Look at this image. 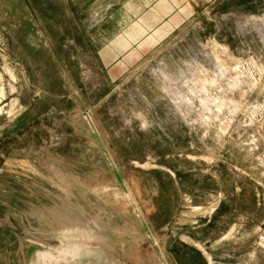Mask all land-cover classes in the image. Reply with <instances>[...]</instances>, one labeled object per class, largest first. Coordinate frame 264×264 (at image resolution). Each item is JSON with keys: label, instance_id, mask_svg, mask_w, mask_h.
<instances>
[{"label": "rangeland", "instance_id": "obj_1", "mask_svg": "<svg viewBox=\"0 0 264 264\" xmlns=\"http://www.w3.org/2000/svg\"><path fill=\"white\" fill-rule=\"evenodd\" d=\"M74 1L0 0V264H264V0H204L117 80Z\"/></svg>", "mask_w": 264, "mask_h": 264}, {"label": "crops", "instance_id": "obj_2", "mask_svg": "<svg viewBox=\"0 0 264 264\" xmlns=\"http://www.w3.org/2000/svg\"><path fill=\"white\" fill-rule=\"evenodd\" d=\"M203 1L76 0L73 2V12L79 36H72L70 43L77 47L79 53L88 56V62L92 61L97 65L105 76L117 80L142 64L161 41L171 36L197 12V7ZM47 42L52 52L55 51L58 44L49 38ZM87 68L89 69L88 66L86 70ZM89 130L92 131L93 142L102 151L116 184L118 173L108 158L102 133L95 127ZM135 209L138 213L134 212L135 215L144 223L141 227L147 229L143 211L138 207ZM158 244V241L151 243L159 248ZM31 258L28 251L27 264H31Z\"/></svg>", "mask_w": 264, "mask_h": 264}, {"label": "water", "instance_id": "obj_3", "mask_svg": "<svg viewBox=\"0 0 264 264\" xmlns=\"http://www.w3.org/2000/svg\"><path fill=\"white\" fill-rule=\"evenodd\" d=\"M83 119L89 122V118L86 115L82 116ZM134 212L138 215L135 208H133ZM68 243L62 242V244L56 249H45L41 250L38 248H32V258L31 264H67L69 257L76 258L80 254L81 247H67ZM75 249V250H74ZM45 255V256H44ZM55 257V258H54Z\"/></svg>", "mask_w": 264, "mask_h": 264}, {"label": "bare ground", "instance_id": "obj_4", "mask_svg": "<svg viewBox=\"0 0 264 264\" xmlns=\"http://www.w3.org/2000/svg\"><path fill=\"white\" fill-rule=\"evenodd\" d=\"M45 256V255H44ZM55 258V257H54Z\"/></svg>", "mask_w": 264, "mask_h": 264}]
</instances>
